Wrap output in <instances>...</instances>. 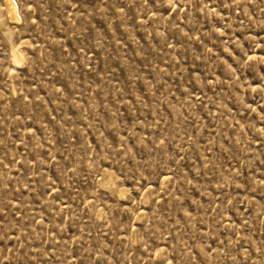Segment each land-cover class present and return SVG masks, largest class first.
I'll list each match as a JSON object with an SVG mask.
<instances>
[{
  "label": "rangeland",
  "instance_id": "obj_1",
  "mask_svg": "<svg viewBox=\"0 0 264 264\" xmlns=\"http://www.w3.org/2000/svg\"><path fill=\"white\" fill-rule=\"evenodd\" d=\"M12 1L0 264H264V0Z\"/></svg>",
  "mask_w": 264,
  "mask_h": 264
},
{
  "label": "bare ground",
  "instance_id": "obj_2",
  "mask_svg": "<svg viewBox=\"0 0 264 264\" xmlns=\"http://www.w3.org/2000/svg\"><path fill=\"white\" fill-rule=\"evenodd\" d=\"M5 6H6V10L8 13L9 18H17V14H16V10H15V5L13 3L12 0H6L5 2ZM19 63L21 62L20 60V56L18 55V53L14 54V63Z\"/></svg>",
  "mask_w": 264,
  "mask_h": 264
}]
</instances>
